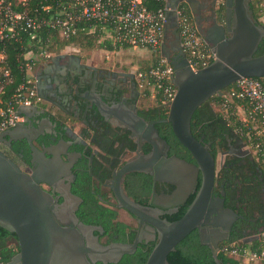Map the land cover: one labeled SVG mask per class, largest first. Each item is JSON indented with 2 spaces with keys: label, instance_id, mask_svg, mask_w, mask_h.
Segmentation results:
<instances>
[{
  "label": "water",
  "instance_id": "obj_1",
  "mask_svg": "<svg viewBox=\"0 0 264 264\" xmlns=\"http://www.w3.org/2000/svg\"><path fill=\"white\" fill-rule=\"evenodd\" d=\"M250 2L226 0L224 22L216 16L211 22L201 14L196 17L198 32L216 56L209 66L195 71L181 44L174 56L167 53L164 45L163 53L174 68L172 83L177 92L169 104L167 117L160 122L171 125L175 137L195 163L170 156V145L161 137L157 122L142 118L136 106L109 104L97 92L89 95V107H95L106 122L130 131L137 144L151 146L149 153L138 151L135 158L115 173L117 182L112 187L117 207L138 218L141 225L145 222L150 225L153 233L150 241L156 244L146 264H170L169 254L194 231H198L201 244L211 250L215 263L223 264L218 258L220 243L229 240L235 223L242 218L233 209L224 207L225 192L222 197L213 198L217 159L212 155V145L192 134L191 122L201 105L221 96L223 90L240 79H264V54L256 56L264 39V25L254 17ZM205 21L211 25L204 26ZM31 112L42 111L38 107L19 109V114L28 118ZM34 134L39 133L23 124L0 134V144L8 146L14 140L26 139L34 164L31 172H26L0 150V227L15 234L19 246V252L8 264H115L124 255L134 254L143 240L140 236L131 245H103L94 233H103L104 228L80 220L76 212L83 199L72 192L71 181L75 176L68 183L62 179L71 176L73 161L67 163L55 154L56 147L38 149L33 143ZM130 173L150 175L154 184L167 183L176 189L161 198L162 204L153 202L145 206L129 197L122 186ZM44 184L51 190L45 189ZM192 195L194 199L182 218L173 222L161 218L164 210L186 204Z\"/></svg>",
  "mask_w": 264,
  "mask_h": 264
},
{
  "label": "flooded vegetation",
  "instance_id": "obj_2",
  "mask_svg": "<svg viewBox=\"0 0 264 264\" xmlns=\"http://www.w3.org/2000/svg\"><path fill=\"white\" fill-rule=\"evenodd\" d=\"M225 1L226 0H198V2H196L195 0H172L171 2L174 9L185 8L192 16L196 26V17L200 14L203 18H206V20H210L211 22L213 16L218 18L222 8H224L225 13ZM221 21L224 22V18ZM202 24L204 26L211 25V23L206 21ZM177 34L179 35V31H177ZM178 35H176L174 48L167 51L170 56H174L176 50L180 47L181 39H178V37H180ZM71 48L72 45H67L64 48V54L54 55L46 63L48 69L45 70L47 75L44 77V82L38 80L37 77L39 96L45 103H48L50 108L55 109L57 114L51 112L49 108L45 107V105H42V103H44L42 102L38 107L42 112H31L32 115L29 118L26 117L24 122H20L18 125L23 124L29 130L38 131V135L34 134L36 138L33 143L41 151L45 148L56 147L54 150L55 154H59L67 163L73 161L71 176H68V178H62L63 180H67L66 183H68L70 177L75 176V179L71 181L73 192V187L77 182L79 175L87 172L90 173V170L93 169L92 164L95 156L101 155V157L104 158L106 155V153L99 151L98 146L94 144L96 130L100 129V131H102L101 116L95 107H89L90 94L97 92L103 95V98L109 104L122 103L128 106H136L137 112L142 118L157 122V129V125L162 124L160 121L165 118L148 119L149 116H147V114H141L143 109H140L137 106L140 93L139 82L136 79L137 77H135L136 75L132 73L119 74L113 71H104L89 66L88 64H83L78 55L71 53ZM127 90L129 91L127 92ZM70 119L75 120L74 123L79 125L76 129L69 125L68 120ZM103 121L108 123L105 120ZM112 127L115 129L117 128L114 126ZM119 129H121V133H128L129 139L132 140L135 148L132 150L127 149L117 166L113 167L112 162L107 163L106 165L110 171L108 174H103L101 172L99 175H94L92 179L95 182V186L100 188V193L104 195V198L100 196L103 205L116 210V223H122L127 226V229L125 230L126 235L123 240H116L119 237L118 235H111V233H106L105 230L103 233L95 232L94 234L99 237L100 243L103 245H110L112 243L131 245L139 236L143 239L139 245H150L156 241H150L153 233L149 229V223L145 222L141 225L138 218L130 214L128 211L118 208L112 187H114L117 182L115 173L127 161L135 158L138 155V151L143 154L149 153L151 151V146L149 144H137L136 141L130 137V131L123 128ZM241 145L242 143L240 142L236 144L235 148H232V145H230L227 152L223 154L225 156L229 155L236 159L244 160L245 153L242 151ZM0 150H3L7 156L13 159L24 171L31 172L34 164L31 163V148L26 139L14 140L11 142V146L0 144ZM146 150H148V152H146ZM56 170L61 171V168H56ZM228 171L227 174L224 175H220L221 170L219 173L217 172L213 198L222 197V193L225 192L224 207L226 209H233L230 205L234 206L235 209L233 210L242 217L235 223L233 231L230 234V240L232 236L236 234L244 235V233H248L250 230L249 222H262V220H260L262 215L255 213L252 215L253 218H249L246 215L247 210L244 200L247 197H244V182L239 179H231L234 170L232 169V173H229ZM101 177L103 179H101ZM233 180H235L234 183L231 182ZM43 186L45 189L49 191L51 190L47 185L44 184ZM122 186L129 197L145 206H150L153 202L155 204H162L161 198L164 195H171L176 189L175 186L167 183L157 182L154 184L153 177L144 173H130L126 175L122 182ZM227 187H230V189L226 190ZM257 187L260 188L261 193L264 196V178H261L257 182ZM132 194L136 195L138 199L136 200ZM54 195L57 196L56 194ZM60 202H62V199H60ZM186 204L171 208L169 207L164 210L165 213L161 215V218L169 220L168 218L175 217ZM81 205L79 206V209ZM79 209L76 212L77 216ZM174 210L175 212H172ZM121 211L127 214L126 218L123 217ZM241 211L244 214H241ZM133 221L136 223L135 226L132 225ZM196 233L198 234V231H196ZM224 243L225 242L220 243V252L223 247L228 245ZM127 255L132 254L124 255L118 263H120ZM100 263L104 264L102 262H97L96 264Z\"/></svg>",
  "mask_w": 264,
  "mask_h": 264
},
{
  "label": "trees",
  "instance_id": "obj_3",
  "mask_svg": "<svg viewBox=\"0 0 264 264\" xmlns=\"http://www.w3.org/2000/svg\"><path fill=\"white\" fill-rule=\"evenodd\" d=\"M62 0H34L33 6L53 5L54 7ZM147 1V0H146ZM165 0H151V8L159 9L163 7ZM253 15L256 19L264 15V0H251L250 2ZM185 9V8H184ZM186 10V9H185ZM186 13H190L186 10ZM219 19L224 18V8L219 13ZM86 27L85 30L79 31L78 34L70 37L69 39H61L58 31L49 30L43 28L35 39H26V42L32 43L31 50L38 52L39 50L46 49L52 51L54 54L67 45H78L82 49H88L89 51L96 49H105L108 51L113 50H128L133 49L129 46H121L113 42L112 38H105L102 43L99 42L101 38L105 37L106 33L100 26L82 25ZM94 27V29H93ZM40 40V41H39ZM148 51V50H147ZM9 59L8 64L12 69L14 75V81L6 87L5 93L1 97L0 107H5L7 102L11 99L17 86L25 78V73L19 69L20 62L17 45H9ZM264 54V39L259 45L256 56ZM161 58L160 53H152L149 51L148 57H143L136 63L137 69L135 75L139 73H148L154 68ZM23 60V59H22ZM264 84V79L256 78ZM153 81L149 79L144 87V97H150L152 92ZM140 86V84H139ZM236 88V84L223 90L221 96H215L201 105L195 112L192 122L191 131L197 138H204V143H210L212 145V155L217 159L219 153H226L230 145L242 143L244 146L245 157L243 159H236L227 155L226 160L221 168L220 175L227 174V171L232 173L231 179H239L244 182V204L247 210L246 215L249 218H253V214L257 213L262 215V222L256 223L249 222V232L244 235H234L232 238L225 242L226 244L237 243L240 245V249H244V241L247 237L255 235L264 229V196L261 193L257 182L264 178V133L257 134V129L253 128L251 124L247 126L245 122L240 120L237 116V107L241 104H246L248 112L247 101L232 100V109L230 112H225L222 108V103L226 99V95ZM168 109L161 107L159 103V96L156 97V106L144 109L141 114H147L148 119H163L167 117ZM101 130L97 129L95 132L94 144L98 146L99 151L106 153L105 157L101 155L95 156L93 159L92 168L90 173H82L79 175L77 182L73 187V192L79 195L83 199V203L78 211V216L82 222L89 225L102 226L106 233L111 235H118L116 239L123 240L126 233L127 226L122 223H116L117 212L109 207L103 205L100 196L104 198V195L100 193V188L95 186V182L92 177L103 174H108L110 171L107 167V163L112 162L113 167L120 163V159L127 149L132 150L135 148L132 140L129 139L128 133H121V129L113 128L109 123H105L102 117ZM161 137L166 140L170 145L169 155H176L189 162L195 163L189 151L184 148L175 137L172 127L169 123H162L157 125ZM257 145L261 150L257 149ZM255 154H252V151ZM148 152V150H146ZM92 172V174H91ZM238 177V178H237ZM101 179H103L101 177ZM231 181L234 183V181ZM102 181V180H101ZM102 183V182H101ZM201 183V177L199 178V186ZM198 186V188H199ZM230 189L227 187L226 190ZM137 200V196L132 194ZM194 199L192 195L187 204L181 208L178 215L173 218H168L173 222L183 217L188 209V206ZM231 208L235 209L234 206ZM241 214H244L242 211ZM224 243V244H225ZM156 242L139 245L137 251L132 255H127L118 264H146L147 259L153 250ZM223 244V245H224ZM19 252V246L17 244V238L15 234H12L0 227V264H8L11 259ZM218 258L223 264H242V262L231 257L228 253L220 252ZM170 264H216L213 258L211 250L202 245L198 234L194 231L186 239H184L177 247L176 251L172 252L168 256ZM101 264V263H100Z\"/></svg>",
  "mask_w": 264,
  "mask_h": 264
},
{
  "label": "built area",
  "instance_id": "obj_4",
  "mask_svg": "<svg viewBox=\"0 0 264 264\" xmlns=\"http://www.w3.org/2000/svg\"><path fill=\"white\" fill-rule=\"evenodd\" d=\"M33 1L0 0V103L6 87L14 81L8 64L9 45H17L20 50L19 69L25 73L9 102L0 107V134L24 122L26 116L19 114L20 107H39L43 101L37 89V70L40 63H47L56 53L46 49L34 52L32 43L26 42V39H35L43 28L58 31L61 39H69L85 30L82 25L100 26L114 43L160 53L158 64L136 77L141 88L149 79L153 81L155 98L159 96L160 106L168 110L177 92L172 83L174 68L162 54L169 14L176 17L181 48L193 70L209 66L216 58L211 46L198 32L192 16L184 8L174 9L166 1L159 9L150 7L151 0H62L56 7L49 4L40 6L41 9L32 7ZM234 98L248 103L243 122L247 126L253 124L257 134L264 133V84L256 78L240 79L222 103L226 113L232 109ZM257 149L261 150L259 145ZM221 251L242 263L264 264V229L247 237L243 250L239 244L232 243Z\"/></svg>",
  "mask_w": 264,
  "mask_h": 264
},
{
  "label": "rangeland",
  "instance_id": "obj_5",
  "mask_svg": "<svg viewBox=\"0 0 264 264\" xmlns=\"http://www.w3.org/2000/svg\"><path fill=\"white\" fill-rule=\"evenodd\" d=\"M258 21L264 25V15L260 16ZM64 48L59 49L56 52V55L59 54H64ZM88 50V49H87ZM86 48L82 49V47L78 46V45H72L71 48V53L78 55L81 58V62L83 64H88L89 66L98 68V69H105V71H116L119 74H123V73H127V74H134L135 75V65L138 62V60L140 58L143 57H148L149 56V51H145L144 50H140V49H128V50H121V51H117V52H113V54L111 55H106V53H104L101 50H93V51H87ZM95 51V52H94ZM45 62H42V64L40 63V65H43ZM41 67V66H40ZM39 69V68H38ZM136 77V76H135ZM137 79V78H136ZM129 90H127L128 92ZM144 88H141L139 86V93H140V98L137 101V106L140 109H148L151 107L156 106V98L154 95V91L152 89L151 92V96L148 98L144 97ZM44 102V101H43ZM42 105H45V107L49 108V110L55 114H57V111L53 108H50L48 106V103H42ZM238 118L240 120H244L243 117H240L237 114ZM69 125L76 129L77 125L75 122V120L70 119L68 120ZM236 144L232 145V148H235ZM242 151L245 150L244 146L241 148ZM5 151V149H4ZM252 154H255L254 150H251ZM226 156L223 153H219L217 156V172L219 173V171L221 170L224 162H225ZM123 213V217H127V214L124 213L123 211H121ZM135 222H132V225L135 226ZM248 244L250 243V241H246ZM242 264H246L245 262Z\"/></svg>",
  "mask_w": 264,
  "mask_h": 264
},
{
  "label": "crops",
  "instance_id": "obj_6",
  "mask_svg": "<svg viewBox=\"0 0 264 264\" xmlns=\"http://www.w3.org/2000/svg\"><path fill=\"white\" fill-rule=\"evenodd\" d=\"M165 1H166V3L168 5L173 7V4L171 2L172 0H165ZM195 1L198 2V0H195ZM177 31H178V27H177L176 17H175V15L173 13H171V14H169V23H168V25L166 27V43H165L166 51L172 50L174 48ZM104 36L105 37L101 38V40L99 42L102 43L103 39L109 38V35H107V34H105ZM98 50L103 51L104 53H106V55H111V54H113V52H117L118 51V50L108 51V50L100 49V48ZM140 50H143V49H140ZM87 51H89V50H87ZM119 51H121V50H119ZM162 54L164 55L163 50H162ZM40 66H39V69L37 70V77H38V80H42L44 82L45 81L44 77L47 75L45 70L48 69V67H46L47 66L46 63H44L43 65H40ZM135 68L137 69L136 65H135ZM136 69H135V71H136ZM101 70L105 71V69H101ZM113 72H116V71H113ZM237 114L240 117H243L244 120L246 119V117H247V106H246V104H241V105H239L237 107Z\"/></svg>",
  "mask_w": 264,
  "mask_h": 264
}]
</instances>
